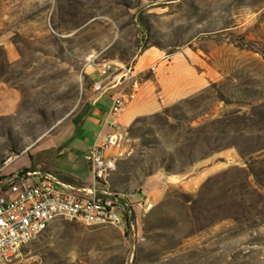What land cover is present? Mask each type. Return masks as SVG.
Wrapping results in <instances>:
<instances>
[{
	"label": "rangeland",
	"instance_id": "rangeland-1",
	"mask_svg": "<svg viewBox=\"0 0 264 264\" xmlns=\"http://www.w3.org/2000/svg\"><path fill=\"white\" fill-rule=\"evenodd\" d=\"M79 1L0 0V184L8 187L26 151L33 161L29 170L45 175L59 169L67 179L90 180L84 152L100 127L90 119L80 136L77 115L101 95L95 79L101 64L131 65L147 46L195 51V58H203L199 67L218 68L219 81L237 76L218 89L210 85L195 104L187 102L184 119L194 109L196 119L217 102L226 113L250 110L264 94V65L253 61L264 49V0ZM137 122L134 131H125V144L113 150L124 154L108 177L112 189L155 202L148 213L138 207L136 232L57 219L24 247L18 264H264V216L229 221L212 215L209 206L195 211L198 188L222 168L210 174L195 169V190L180 178L195 160L233 140L212 134L209 122H195V140L191 135L185 146L167 149L160 146L159 127L147 125L146 118ZM133 136L140 137L139 146L129 145ZM149 142L154 146L144 148ZM70 152L75 160L66 156ZM162 169L167 178L152 182Z\"/></svg>",
	"mask_w": 264,
	"mask_h": 264
},
{
	"label": "built area",
	"instance_id": "built-area-1",
	"mask_svg": "<svg viewBox=\"0 0 264 264\" xmlns=\"http://www.w3.org/2000/svg\"><path fill=\"white\" fill-rule=\"evenodd\" d=\"M116 66L113 61L105 62L99 66V73L107 79ZM96 88L102 91L104 83L96 84ZM127 105L125 95L113 96L110 115L115 119L108 124L109 130L102 128L85 155L92 171L91 180L67 179L59 169L45 175L37 170H19L13 173L8 187L0 184V264H18L24 247L57 219L88 226L116 225L123 231L136 232L138 207L147 213L155 202L112 189L108 182L124 154L113 150L125 144V131L117 117ZM33 176H39L38 182L30 180Z\"/></svg>",
	"mask_w": 264,
	"mask_h": 264
},
{
	"label": "crops",
	"instance_id": "crops-1",
	"mask_svg": "<svg viewBox=\"0 0 264 264\" xmlns=\"http://www.w3.org/2000/svg\"><path fill=\"white\" fill-rule=\"evenodd\" d=\"M197 56L203 60L201 55ZM200 59L195 58V51L188 49L167 53L150 45L137 55L135 62L131 65L115 62L116 69L107 79H104L98 70L95 76L96 84L104 83V88L101 95H98L92 103L84 106L77 115V118L80 117L81 119L79 135L82 136L85 131L84 127L90 119L99 125V132L103 127L109 130L108 124L115 119L110 115L112 99L114 95L120 93L126 96L128 105L124 113L117 117V120L120 127L127 133L134 131L140 118H146L147 125L152 128L159 127V141L163 148L183 147L190 140L191 135H194L192 139L195 140V122L197 124L209 122L221 117L227 109L221 102H217L210 111L200 114L196 119L195 109L189 119L183 118L185 104L189 101L195 104V96L200 95L203 90L222 77L215 66L206 63L205 66L199 67L198 60ZM106 96L109 97V101L103 102ZM131 142L130 146L134 145L133 143L139 146L140 137L133 136ZM153 146L154 144L149 142L144 145V148L151 149ZM90 147H87L84 152V158ZM62 153L65 154L64 151ZM26 154L29 157H26ZM66 156L70 160L77 158L73 152H70L69 155L67 153ZM21 159L23 160L22 165L16 161L15 167L12 166L13 172L31 171L29 168L33 166V161L29 151L19 156V160ZM240 163V157L234 150H226L211 156L197 167L193 166L190 172L183 174L180 178L185 187L195 190V169L196 171L197 169H204L210 174L216 169ZM88 164L90 166L89 162ZM38 165L40 166V164ZM167 176L168 174L163 175L162 169L158 175L151 177L150 180L157 182L158 179L167 178ZM36 177L39 179V176ZM33 178L31 177L30 180L32 181ZM125 193L129 194V192Z\"/></svg>",
	"mask_w": 264,
	"mask_h": 264
},
{
	"label": "trees",
	"instance_id": "trees-1",
	"mask_svg": "<svg viewBox=\"0 0 264 264\" xmlns=\"http://www.w3.org/2000/svg\"><path fill=\"white\" fill-rule=\"evenodd\" d=\"M80 4L79 0H72L71 5ZM262 58L253 60L264 65V49L259 51ZM237 76L227 74L224 80L213 82L210 87L218 89L224 82L232 83ZM209 87L201 92L204 94ZM220 100L230 103L224 95ZM251 109L240 107L231 113H224L209 121L215 136L233 140L227 146L214 148V153L204 159L195 160V167L211 156L234 150L240 157V164H230L222 170L211 174L198 188L195 195V211H201L207 206L212 215H223L229 221H255L264 216V94H259L250 103ZM227 123L223 128L221 123ZM248 122L260 124L258 127L248 126ZM242 123L243 126H238ZM262 124V125H261ZM209 135H205L208 138ZM202 149V146L198 147ZM163 168L170 171L168 166ZM209 195H212L209 198Z\"/></svg>",
	"mask_w": 264,
	"mask_h": 264
},
{
	"label": "bare ground",
	"instance_id": "bare-ground-1",
	"mask_svg": "<svg viewBox=\"0 0 264 264\" xmlns=\"http://www.w3.org/2000/svg\"><path fill=\"white\" fill-rule=\"evenodd\" d=\"M153 208H148V211H147V213L149 212V211H151ZM91 226H107V225H105V224H103V223H93ZM114 226H116V225H114ZM117 227H119V226H117ZM120 228V227H119ZM44 231H40V232H38L37 233V237H39L40 235H41V233H43Z\"/></svg>",
	"mask_w": 264,
	"mask_h": 264
}]
</instances>
